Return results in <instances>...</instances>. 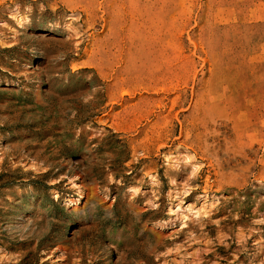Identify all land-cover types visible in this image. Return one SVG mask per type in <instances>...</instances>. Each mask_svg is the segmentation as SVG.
<instances>
[{
	"label": "rangeland",
	"instance_id": "374dc122",
	"mask_svg": "<svg viewBox=\"0 0 264 264\" xmlns=\"http://www.w3.org/2000/svg\"><path fill=\"white\" fill-rule=\"evenodd\" d=\"M116 260L264 264V0H0V264Z\"/></svg>",
	"mask_w": 264,
	"mask_h": 264
},
{
	"label": "bare ground",
	"instance_id": "6f19581e",
	"mask_svg": "<svg viewBox=\"0 0 264 264\" xmlns=\"http://www.w3.org/2000/svg\"><path fill=\"white\" fill-rule=\"evenodd\" d=\"M93 12V11H92ZM15 16V15H14ZM79 17V16H78ZM23 21L22 18H19L17 17V23H21ZM58 26V25H57ZM37 75V74H36ZM54 80V79H53ZM52 78L50 76H45V75H42L39 73L38 77H37V81H38V84H37V99L38 100H42L43 98V93L42 91L40 90L41 89V86H42V83L44 82H50V81H53ZM55 82V81H54ZM105 86V85H104ZM53 94V92H50ZM86 98V97H85ZM87 99V98H86ZM88 102V100H85L84 103ZM82 112V111H81ZM74 176L77 177V178H80L81 180H84L85 177H86V174L79 168H76L74 170ZM178 205V203L176 204ZM34 206V201H33V198L31 199V202H30V205L28 207V212L31 211L32 207ZM15 209L17 210V212L19 213L20 210H21V207L20 206H17L15 207ZM75 210H77L78 208L75 207L74 208ZM156 236V235H155ZM106 248V247H105ZM112 250H111V245H107V251H106V256H112ZM105 256V255H104ZM111 261V260H110ZM19 263H21V260H18ZM110 264H121L119 260H116V261H113V262H110Z\"/></svg>",
	"mask_w": 264,
	"mask_h": 264
}]
</instances>
